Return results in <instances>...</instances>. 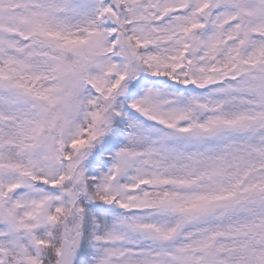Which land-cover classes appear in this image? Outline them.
I'll return each instance as SVG.
<instances>
[{"label": "snow or ice", "instance_id": "1", "mask_svg": "<svg viewBox=\"0 0 264 264\" xmlns=\"http://www.w3.org/2000/svg\"><path fill=\"white\" fill-rule=\"evenodd\" d=\"M0 264H264V0H0Z\"/></svg>", "mask_w": 264, "mask_h": 264}]
</instances>
